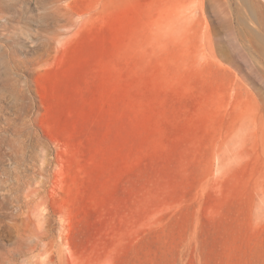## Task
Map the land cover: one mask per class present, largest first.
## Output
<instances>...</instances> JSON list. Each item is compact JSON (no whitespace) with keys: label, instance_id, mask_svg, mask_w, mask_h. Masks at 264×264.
Instances as JSON below:
<instances>
[{"label":"rangeland","instance_id":"374dc122","mask_svg":"<svg viewBox=\"0 0 264 264\" xmlns=\"http://www.w3.org/2000/svg\"><path fill=\"white\" fill-rule=\"evenodd\" d=\"M0 264H264V0H0Z\"/></svg>","mask_w":264,"mask_h":264}]
</instances>
